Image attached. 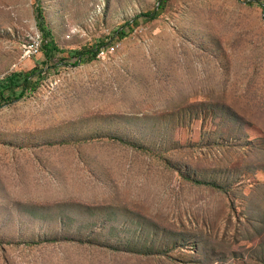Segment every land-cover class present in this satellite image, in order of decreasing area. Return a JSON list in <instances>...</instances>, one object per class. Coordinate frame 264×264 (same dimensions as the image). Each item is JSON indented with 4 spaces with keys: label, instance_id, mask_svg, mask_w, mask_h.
I'll return each mask as SVG.
<instances>
[{
    "label": "rangeland",
    "instance_id": "obj_1",
    "mask_svg": "<svg viewBox=\"0 0 264 264\" xmlns=\"http://www.w3.org/2000/svg\"><path fill=\"white\" fill-rule=\"evenodd\" d=\"M158 1L42 0L66 64L0 109V264H264V0H170L117 39ZM40 35L0 0V82L46 66Z\"/></svg>",
    "mask_w": 264,
    "mask_h": 264
},
{
    "label": "trees",
    "instance_id": "obj_2",
    "mask_svg": "<svg viewBox=\"0 0 264 264\" xmlns=\"http://www.w3.org/2000/svg\"><path fill=\"white\" fill-rule=\"evenodd\" d=\"M170 0H159L157 7L152 10L145 12L143 14H140L139 16L135 17L131 21H129L124 27L121 29H118L115 33L117 39H122L128 35V32L126 31V28H129V31H133L134 25L138 23V19L141 17H145L147 20L154 21L159 18V16L162 13V10L164 9L166 3ZM257 1H250L249 4H256ZM260 3V2H259ZM261 4V3H260ZM263 5V4H262ZM264 7V5H263ZM36 10L38 14V20H39V29L41 32V48L40 52L44 54L45 57V65L42 69L35 68L28 72H20L19 74H13L5 80L0 82V109L5 106H10L18 101H21L23 97L28 94L31 91H35L37 88V84L39 80H41L44 75L48 72L50 69H58L60 66H64L66 63H63L62 60H65L66 58H63L61 63H54L52 66H48V63H51L52 60L56 59L57 56L61 53H67L65 50H61L58 45L56 44L53 33L51 28L48 25L45 10L42 5V0H36ZM115 36L110 38L113 40ZM110 45L109 42H102L99 45L96 46H86L82 48L81 50H78L75 52L76 57V64L78 63H84V62H92L97 59L100 50L103 47H107ZM35 78H37L35 80ZM195 182L198 184H208L212 187L218 188V189H226L223 185H220L218 183L203 181L195 179Z\"/></svg>",
    "mask_w": 264,
    "mask_h": 264
},
{
    "label": "built area",
    "instance_id": "obj_3",
    "mask_svg": "<svg viewBox=\"0 0 264 264\" xmlns=\"http://www.w3.org/2000/svg\"><path fill=\"white\" fill-rule=\"evenodd\" d=\"M108 47V46H107ZM40 48H41V37H38V41L36 42L35 45L32 46V49H30L28 52H27V55L29 57L33 56L34 54L38 53L40 51ZM110 50L106 49V47H103L100 52H99V55L98 57L100 56H105V54L107 53H110V51H113L114 48L111 47L109 48Z\"/></svg>",
    "mask_w": 264,
    "mask_h": 264
}]
</instances>
